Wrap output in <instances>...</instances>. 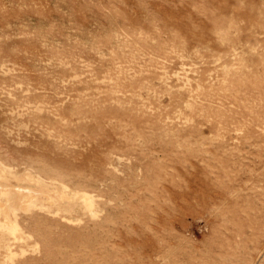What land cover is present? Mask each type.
<instances>
[{
  "label": "rangeland",
  "instance_id": "1",
  "mask_svg": "<svg viewBox=\"0 0 264 264\" xmlns=\"http://www.w3.org/2000/svg\"><path fill=\"white\" fill-rule=\"evenodd\" d=\"M0 188V264H264V0H0Z\"/></svg>",
  "mask_w": 264,
  "mask_h": 264
},
{
  "label": "bare ground",
  "instance_id": "2",
  "mask_svg": "<svg viewBox=\"0 0 264 264\" xmlns=\"http://www.w3.org/2000/svg\"><path fill=\"white\" fill-rule=\"evenodd\" d=\"M8 194V190L7 189H5V188H0V207L2 208V206L4 205L3 204V200L1 201V197L3 198V196L5 195H7ZM9 196V195H8ZM10 196H11V194H10ZM30 196V195H29ZM4 198H7V197H4ZM10 198V197H9ZM32 198H33V195H32ZM28 199V198H27ZM8 200H11V199H8ZM25 201H26V199H24ZM23 202V201H22ZM33 200L31 201V198L28 200V201H26V202H24V204H23V208L24 209H26V211L28 210V208H30L31 206L33 207ZM5 204H6V201H5ZM5 206V205H4ZM34 208V207H33ZM35 209V208H34ZM1 210V209H0ZM30 210V209H29ZM31 210H32V208H31ZM21 211V210H20ZM40 211H41V209H40ZM12 212H14L13 210H12ZM14 214H18V213H14ZM20 214V213H19ZM25 215V214H24ZM16 216V215H15ZM23 220V219H22ZM16 221V220H15ZM26 222V221H25ZM14 224H16V223H14ZM13 224V225H14ZM10 227H12V226H10ZM14 227V226H13ZM20 227V226H19ZM11 229H13V228H11ZM20 230V229H19ZM24 231V230H23Z\"/></svg>",
  "mask_w": 264,
  "mask_h": 264
}]
</instances>
